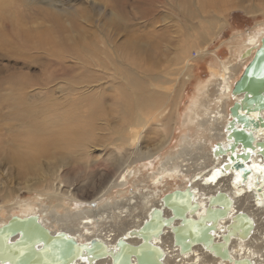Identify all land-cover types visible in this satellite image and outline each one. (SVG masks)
I'll return each instance as SVG.
<instances>
[{
  "label": "rangeland",
  "instance_id": "obj_1",
  "mask_svg": "<svg viewBox=\"0 0 264 264\" xmlns=\"http://www.w3.org/2000/svg\"><path fill=\"white\" fill-rule=\"evenodd\" d=\"M258 23L264 0H0V217L16 200L46 204L54 188L66 199L58 212L79 210L75 200L88 207L103 176L114 173L117 154L134 148L128 135L141 137V150L155 151L174 112L171 143L149 160V171L155 169L180 148L212 66L236 62ZM128 106L133 116L167 112L160 123L136 127L128 123ZM37 129L34 138L45 148L7 143ZM126 189L90 207L138 191Z\"/></svg>",
  "mask_w": 264,
  "mask_h": 264
},
{
  "label": "bare ground",
  "instance_id": "obj_2",
  "mask_svg": "<svg viewBox=\"0 0 264 264\" xmlns=\"http://www.w3.org/2000/svg\"><path fill=\"white\" fill-rule=\"evenodd\" d=\"M242 44L236 62L220 60L212 66L189 109L180 148L169 151L155 169L149 171V160L171 143L178 123L169 132L174 112L165 119L167 136L155 151L141 150V137L128 135L134 148L114 151V173L103 176L105 185L88 207L75 200L79 210L58 212L66 200L59 188L47 195L46 204L36 200L38 207L21 200L9 206L10 214L0 217V264H264V88L261 98L237 89L264 47V23L247 32ZM263 68L255 69L254 78ZM236 102L244 119L233 112ZM123 108L128 123L136 127L157 119L160 123L167 112L159 109L155 117L151 114L158 108L138 110L133 116L129 106ZM236 131L246 133L240 137L243 143L235 138ZM35 132L41 131L7 143L45 148ZM249 138L252 143L245 140ZM18 153L24 158V152ZM131 186L138 191L90 207L106 194ZM143 242L151 245L134 248Z\"/></svg>",
  "mask_w": 264,
  "mask_h": 264
},
{
  "label": "water",
  "instance_id": "obj_3",
  "mask_svg": "<svg viewBox=\"0 0 264 264\" xmlns=\"http://www.w3.org/2000/svg\"><path fill=\"white\" fill-rule=\"evenodd\" d=\"M261 66H264V47L261 48L259 50V52L257 53V55L255 56L254 60L249 64V66L246 68L240 82L238 83V86H237V89L240 91V92H243V93H248V94H253L252 97H255V98H261L263 95L259 92L262 88H264V68L261 69V74L257 77V78H254L253 74H254V71L255 69H257L258 67H261ZM264 97V96H263ZM241 105L236 102L234 104V107H233V112L239 116L240 114H238V108L240 107ZM240 117H242V119H244V116L240 115ZM244 132H240V131H236L235 132V138L238 139L239 141L241 140L240 137H242V135L246 134H242ZM245 136V135H244ZM247 140V143H252V138H249V139H245ZM249 140H251L249 142ZM241 142L243 143V141L241 140ZM243 168V167H242ZM244 171V174L247 175L248 174V168H244L243 169ZM42 230L45 232L46 230H44L42 228ZM46 235H49L48 232L46 231L45 232ZM56 238V237H54ZM151 244H149L148 242H143L141 244H139L138 246H134V248L136 250H140V249H143V247H149Z\"/></svg>",
  "mask_w": 264,
  "mask_h": 264
}]
</instances>
